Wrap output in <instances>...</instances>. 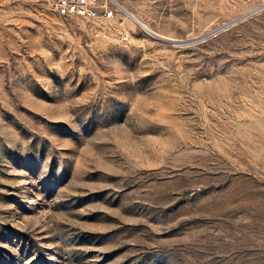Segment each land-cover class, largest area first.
I'll use <instances>...</instances> for the list:
<instances>
[{
    "label": "rangeland",
    "instance_id": "rangeland-1",
    "mask_svg": "<svg viewBox=\"0 0 264 264\" xmlns=\"http://www.w3.org/2000/svg\"><path fill=\"white\" fill-rule=\"evenodd\" d=\"M114 2L0 0V264H264V0Z\"/></svg>",
    "mask_w": 264,
    "mask_h": 264
},
{
    "label": "built area",
    "instance_id": "built-area-1",
    "mask_svg": "<svg viewBox=\"0 0 264 264\" xmlns=\"http://www.w3.org/2000/svg\"><path fill=\"white\" fill-rule=\"evenodd\" d=\"M47 3L60 16H77L87 19H95L100 12L105 17L112 16L108 7L102 6L100 0H42Z\"/></svg>",
    "mask_w": 264,
    "mask_h": 264
},
{
    "label": "water",
    "instance_id": "water-1",
    "mask_svg": "<svg viewBox=\"0 0 264 264\" xmlns=\"http://www.w3.org/2000/svg\"><path fill=\"white\" fill-rule=\"evenodd\" d=\"M122 9H123V7H121ZM264 8V7H263ZM125 12H127L128 13V11H126V9H123ZM255 12H250V13H248V14H246V15H244V16H242V17H240V18H238V19H236V20H234L233 22H231L229 25H234V24H236L237 22H240V21H242V20H245L246 18H248L249 16H251L252 14H254ZM129 14V13H128ZM132 16V15H131ZM134 18V17H133ZM140 23V22H139ZM143 28H144V30L147 32V33H149V31L143 26ZM216 31H218V30H216ZM216 31H214V32H212V33H210V34H208L206 37H208V36H210V35H212V34H214ZM149 34H151V36L153 37V38H156V39H159V40H164L163 38H161V37H157V36H155L153 33H149ZM186 44H193V43H184V45H186Z\"/></svg>",
    "mask_w": 264,
    "mask_h": 264
},
{
    "label": "bare ground",
    "instance_id": "bare-ground-1",
    "mask_svg": "<svg viewBox=\"0 0 264 264\" xmlns=\"http://www.w3.org/2000/svg\"><path fill=\"white\" fill-rule=\"evenodd\" d=\"M114 4H117L116 2H114V0H111ZM124 9V8H123ZM127 11V10H126ZM125 12V11H124ZM132 20H134L138 25H140L142 28L143 26L149 31V33H153L151 30H149L144 24H142L136 17H134L133 14H131L130 12H125ZM132 15V16H131ZM134 17V18H133ZM140 22V23H139ZM144 29V28H143ZM148 33V34H149ZM155 36H157L155 33H153ZM151 35V34H150ZM160 37V36H157Z\"/></svg>",
    "mask_w": 264,
    "mask_h": 264
}]
</instances>
